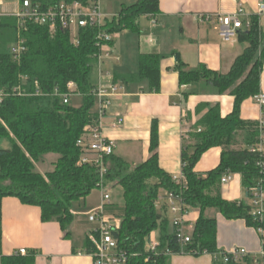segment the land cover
<instances>
[{"label": "trees", "instance_id": "16d2710c", "mask_svg": "<svg viewBox=\"0 0 264 264\" xmlns=\"http://www.w3.org/2000/svg\"><path fill=\"white\" fill-rule=\"evenodd\" d=\"M45 7L75 0H38ZM161 13L160 0H137L123 6L118 16L106 21L104 29L111 35L123 32L140 33V19L154 18ZM97 29L80 32V45L75 46L68 33L51 34L48 28L26 22L22 30L25 52L16 61L12 47L18 40L16 18L0 19V89L10 94L0 104V264H34L35 255H2L1 206L6 197H15L23 204L38 207L44 222H58L70 237L74 222L71 207L98 189L97 168L81 164L83 150L78 146L85 128L94 124L97 113L95 91L98 88ZM249 46L235 61L228 74L211 71L206 66L190 69L179 57L174 72L181 87L201 86L218 96L234 99L233 109L224 116L219 104H199L191 121L189 137L193 144L182 148V176L185 185L164 172L158 162L159 132L157 122L151 133L150 158L131 167L121 158L108 160V185L121 186L124 207L115 217L121 221L113 233L118 251L126 254V264H171L178 254L205 252L216 255L217 222L204 217L208 208H217L228 220H245L257 231H264V222L251 215V206L244 202H228L222 197V178L240 175L247 197L256 189H264V154L253 152L260 143L259 123L242 119V106L261 94L264 70V33L257 18L249 30L239 34ZM110 43V45H112ZM160 62L157 54H141L136 74L116 75L114 83L124 85L147 83L148 91L160 92ZM24 77V79H22ZM75 83L83 105H66L59 94L68 92ZM21 87L26 94H13ZM189 97L191 93L184 94ZM221 148L218 167L200 174L196 167L211 149ZM48 155H57L53 170L42 174L37 165ZM161 191L181 196L184 205L199 209L198 219L188 245L181 246L170 230V222L158 211ZM153 233L159 235V247L150 249ZM87 252H96L88 239ZM223 261L221 264H243ZM219 264V263H215Z\"/></svg>", "mask_w": 264, "mask_h": 264}, {"label": "crops", "instance_id": "0c3cea01", "mask_svg": "<svg viewBox=\"0 0 264 264\" xmlns=\"http://www.w3.org/2000/svg\"><path fill=\"white\" fill-rule=\"evenodd\" d=\"M136 1L100 0L99 5L106 19L111 20L118 16L123 6ZM262 2L264 0H160L161 13L154 18L142 17L139 34L126 31L115 35L118 38L115 40L114 37L108 48L110 57L104 60L101 75L99 70L97 72L98 85L101 83L107 89L118 88L103 120V135L115 143L114 156L131 167L145 163L150 158L153 123L157 122L159 166L173 177L182 175L183 145L193 144L188 135L192 126L186 119L188 112L194 115L196 107L202 103L210 106L219 104L223 115L227 116L233 109L234 99L228 95H215L197 85L181 87L179 75L173 71L177 58L190 69L206 66L211 71L228 74L249 44L241 41L239 36L234 41H224L214 25L198 21L197 16L231 14L242 9L244 22L257 18L264 33V15L259 16ZM20 4L21 0H0V14L3 18H15ZM123 37H129L130 41H124ZM141 54H157L161 58L158 93H150L146 82L131 85L114 83L116 75L138 73ZM187 93L191 95L186 98L184 94ZM261 94H264V70ZM241 117L245 121L260 123L264 119V108L255 99L247 100L242 106ZM221 154V148L208 151L196 171L206 174L214 170L220 163ZM222 197L228 202L247 203L240 175H234L229 184L222 185ZM107 211L114 216L119 213L112 203ZM158 211L169 220L173 232V216L168 210L166 192L160 193ZM203 215L217 222L220 253L173 255L171 264H221L222 255L235 249L248 251L240 261L243 264H264V234L249 227L245 220L226 219L217 208H208ZM200 216V210L194 208L186 216L188 235H193ZM1 220L3 256H14L26 250L35 255L34 264H94L93 253L87 252L88 239L93 240L89 233L84 235L83 232L80 240L76 241L74 222L69 230L70 237L66 238V232L58 222H44L40 208L25 205L15 197L3 199ZM154 234L158 240V233Z\"/></svg>", "mask_w": 264, "mask_h": 264}, {"label": "built area", "instance_id": "2783aa9c", "mask_svg": "<svg viewBox=\"0 0 264 264\" xmlns=\"http://www.w3.org/2000/svg\"><path fill=\"white\" fill-rule=\"evenodd\" d=\"M100 0H75L71 3L62 2L57 6L45 7L42 2L38 0H21L20 10L15 18L18 21V40L12 47V54L16 61L21 59L25 52L24 40L22 38V30L26 22L48 28L51 34L58 32L68 33L71 41L75 46L80 45V32L86 29H97V47L100 53L97 55L98 70L101 73V68L105 59L110 57V43L113 42L115 35L109 34L104 26L106 25V17L100 10ZM244 12L239 9L231 14H215V15H200L197 20L200 22L210 23L219 31L221 38L226 42L234 41L238 38L240 32L246 28L251 27V21L244 22ZM264 15V2L260 5L259 16ZM3 16L0 14V19ZM101 75V74H100ZM24 79V77H22ZM118 88L111 89L104 88L99 83L94 95L98 103L97 119L94 124L88 125L82 138L78 141V146L83 150L81 164L92 165L97 168L99 175L98 189L103 192V208L107 209L111 205V198L109 192L105 190L109 185L107 184L108 173V158L114 154V141L106 138L103 135V120L106 116L108 108L112 105L114 95ZM14 95H26L21 87L13 90ZM10 94L5 90L0 89V104ZM55 96H59L63 103L70 104L71 97L81 96L77 90L76 84L71 82L68 84V92L66 94H59L56 91ZM255 101L264 108V94L256 96ZM120 123V122H119ZM260 129V143L253 152L264 154V119L259 123ZM234 175L228 174L222 178V185H227L233 179ZM178 184L185 185L186 182L182 175L174 177ZM251 203V215L264 222V189L258 188L250 193L249 197ZM166 200L168 210L173 216L172 225L175 228L177 240L181 246L188 245L192 241V236L186 233V216L190 213L191 208L184 205L180 195L175 193H166ZM104 211L90 215L89 221L91 223L98 222L100 228L98 229V240L93 243L96 246V252L93 253L94 264H126V254L118 251V243L114 238L113 233L119 230L121 221L117 218L107 219L103 215ZM117 221L113 224V221ZM264 234L263 230L259 231ZM159 247V241L153 233L150 240V249L156 251ZM112 251V253H108ZM207 253V252H205ZM21 255L27 254L26 250H21ZM248 254L245 249H235L228 253H224V261L229 263L232 259L234 262H240L244 256ZM264 256V251L262 252Z\"/></svg>", "mask_w": 264, "mask_h": 264}, {"label": "rangeland", "instance_id": "374dc122", "mask_svg": "<svg viewBox=\"0 0 264 264\" xmlns=\"http://www.w3.org/2000/svg\"><path fill=\"white\" fill-rule=\"evenodd\" d=\"M131 35L132 34L130 33L129 36ZM116 36H115V40L118 38ZM126 36H128V34ZM123 40L124 41L126 40L127 42L130 41L129 37H127V39L123 37ZM70 105L75 108L81 107L83 105V98L81 96L71 97ZM97 110H98V103L96 102L94 106V111ZM263 150H264V145H263ZM57 158H58L57 155H48L47 157H45L44 162L37 165V170L42 174H46L47 172L52 171L54 168L53 163L56 162ZM105 190L109 192L111 198L110 203L114 204L118 212L121 213V210L123 209L124 206V196L121 187L115 186L111 188V186H108ZM103 192L104 190L95 189L86 199H82L72 204L70 213L74 218L73 229L76 230V237H75L76 241L80 240V234H83V232L84 235L86 232L89 233L90 235L89 237L93 241L96 242L98 240L97 232L98 229L100 228V224L98 222L91 223L89 221L90 215H94L98 212H101L103 209L104 211L103 215L105 216V218L107 219L116 218L113 214H110V212H108L107 209L103 208ZM246 201H247L246 204L251 203L249 198H247ZM116 223L117 221L114 220L113 224ZM108 253H112V251H109Z\"/></svg>", "mask_w": 264, "mask_h": 264}]
</instances>
